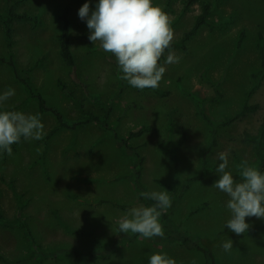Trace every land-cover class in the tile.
<instances>
[{"label":"rangeland","instance_id":"obj_1","mask_svg":"<svg viewBox=\"0 0 264 264\" xmlns=\"http://www.w3.org/2000/svg\"><path fill=\"white\" fill-rule=\"evenodd\" d=\"M185 1L153 0L171 18L175 33L173 42L179 41L194 27L204 2L210 0H197L179 19ZM97 3L98 0H91L94 9ZM66 6L70 7L71 48L78 76L92 92L100 95L104 104L111 105L110 125L122 136H128L131 131H138L142 127L150 128L141 138L131 141L144 157L142 183L148 191L167 190L171 202L174 193L182 192L173 218L184 231L211 241L219 233L229 230L225 227L231 215L226 206L229 197L212 188L219 179L217 171L186 184L188 178L201 168L210 128L197 115L193 102L180 92L178 83L180 80L186 89L199 93L203 98H213L216 96L215 89L201 80V73L210 68L209 77L222 94V100L209 103L208 114L215 120H223L239 112L253 84L252 75L261 69L264 61V48L262 52L259 40L260 35L264 38V0H227L209 19L221 21L231 18L228 28L211 32L207 27H202L186 42L185 50L173 49L180 60L170 65L163 61L166 72L159 83L161 89L171 92L167 98H160L152 92L134 91H125L116 96L115 66L105 54L87 52L83 36H89L90 32L86 21L78 16V0H28L19 11L38 17L42 25L32 29L30 23H15V60L20 67L31 70L30 76L43 97L51 105L59 107L67 118L75 120L79 117V111L61 93L57 87L58 80L75 92L88 111L95 114L102 112L99 106L86 99L71 69L61 58L59 16ZM4 8L5 0H0V12ZM243 33L245 38L239 48ZM0 55L8 57L1 23ZM39 61L43 65L38 67L36 64ZM10 88L15 90V95L1 107H17L26 94L9 68L0 65V94ZM251 104L258 105L257 112L220 129L218 146L209 156L210 163L218 167L220 161L216 158L217 154L226 151L229 160L227 170L235 180V159L240 163L247 160L252 166L255 163L253 146L243 142V138L245 132L255 133L264 118V81L251 99ZM20 111L39 114L46 134L41 140L22 139L14 144L11 155L0 152L1 212L9 220L16 219L18 203L9 186L13 182L17 192L29 201L24 217L36 241L45 251L61 250L59 257L47 259L44 264H72L74 257L65 252L72 249L87 254L101 246L106 253L118 238V219L128 209L143 205L132 178L118 181L119 177L131 174L134 161L123 154L117 142L112 137H106L107 132L95 124L75 131L64 129L51 135L57 126L51 114H40L33 102ZM169 115L174 121L173 143L185 138L177 150V170L161 148V143L168 136ZM202 205H206L203 210L191 214L193 209ZM119 206L128 209L123 210ZM170 210L171 207L166 213ZM246 222L252 229L247 236L242 239L224 237L213 244L220 264H264V228L253 229L255 225L264 223V219L249 217ZM77 231L85 234H78ZM227 239L233 241L230 252L222 248ZM26 252L27 244L21 231L0 228L1 255L8 260L19 261ZM158 252L174 258L177 264L205 262L199 252L140 237L116 247L110 256L101 255L90 264H149L150 255ZM0 264L4 263L0 261ZM26 264H35V261L30 260Z\"/></svg>","mask_w":264,"mask_h":264},{"label":"trees","instance_id":"obj_2","mask_svg":"<svg viewBox=\"0 0 264 264\" xmlns=\"http://www.w3.org/2000/svg\"><path fill=\"white\" fill-rule=\"evenodd\" d=\"M28 0H5V8L3 12H0V23L4 28V35L7 45L8 57L0 55V65L6 66L14 75L15 79L21 84L26 97L25 99L17 106L13 108H4L0 106V111L11 110V111H20L23 107H25L28 103H35L39 109L40 114H51L57 121V126L51 132V135L57 133L60 130H72L75 131L80 127L95 124L99 126L101 129L107 132L106 137H112L117 145L120 147L123 154L128 155L134 162L131 174L125 177H119L118 181L125 180L128 178H132L134 180V185L137 193L139 194L140 201L145 206H151L154 201L145 200L142 196H140L141 192L148 191L147 186L142 183V164L144 162V157L138 152V148L134 146L131 141L133 139H139L144 134H146L150 128L142 127L138 131H131L128 136L120 135L113 126L110 125V115L112 112V108L110 104H104L100 95L98 93H94L89 88V85L83 82L78 76V67L76 63L75 56L72 52L71 48V39H70V7L66 6L61 11L59 16V21L61 23V36L59 39L60 42V55L64 60L66 65L71 69V73L74 77L75 82L81 86L84 96L91 103L96 104L101 108L102 114H95L93 112L88 111L83 102L79 100L75 94V92L64 82L61 80L57 81V87L60 89L61 93L69 98L72 102L73 106L79 111L78 119L72 120L67 118L64 113L60 110L59 107L55 105H51L39 91V89L35 86L31 76L30 69L20 67L14 57L13 53V33H14V25L16 22L20 23H30L32 29H36L42 25V21L36 17L28 14L25 11H19V9L26 4ZM197 0H186L184 2V7L179 15V19L184 16L186 12L189 11L190 7ZM227 0H210L206 1L203 4L202 13L197 17L196 23L194 27L177 42H172V49H186V42L190 40L194 35L202 27H207L211 32L215 30L223 31L231 24V18H225L221 21L210 20L209 17L212 16L217 9L222 6ZM84 3H87V0H78L79 7L81 8ZM92 10H95L91 6ZM245 38V34L243 33L239 39V48L240 45ZM83 39L87 45V52L89 54L101 52L105 54L107 60L111 62L116 68V78H117V87L118 92L116 96L121 95L125 91H134V92H152L156 96L160 98H167L171 95V92L168 90L161 89L159 86L154 89H145L139 90L132 88L126 81L120 78L121 73H119L117 62L109 53H105L101 50L99 46L94 45L89 39L88 36H83ZM260 45L264 48V38L260 35L259 37ZM263 54V53H262ZM167 53H165V57L161 59L160 63L162 64L166 58ZM43 62H38L36 66H42ZM210 68L205 69L201 73V80L213 87L215 89L216 96L213 98H203L199 93L190 91L186 89L179 80L178 88L182 94L188 97L193 104L195 105L197 115L209 126L210 128V136L208 141V146L202 157L201 168L193 173L187 180L186 184H189L194 181H198L203 179L209 172H214L217 167L212 165L209 160V156L211 152L218 146V134L220 129L231 126L237 120L247 116L248 114L256 113L258 110V105L251 104V99L257 92V90L261 87L264 81V61L262 63L261 69L258 72H255L252 75L253 84L251 89L246 93L244 98V103L241 110L234 115L223 119V120H215L213 119L207 112V105L209 103H217L222 100V94L216 89V86L212 83L209 77ZM167 139L161 143L162 151L167 154L174 165L175 170L178 169V156L177 150L180 146L185 142V138H181L178 142L173 143V135H174V121L172 115H169L167 122ZM243 142L248 143L253 146L255 152V163L254 167L258 168L262 173H264V118L258 127L255 133L245 132ZM14 145H12L13 147ZM234 165L236 168L235 178L240 181L241 177L239 174V165L240 162L238 159H235ZM161 186H165L163 182L157 181ZM10 188L14 193V196L18 203L17 208V216L15 220H9L6 218L0 210V228H8V229H16L22 232L26 244H27V252L25 257L19 261H11L5 258L0 254V261L4 264H26L30 260H34L35 264H44L47 259H54L59 257L58 251H45L41 245L36 241L35 237L32 234V230L26 219L24 217V210L27 207L29 201L24 200V196L17 192L14 183H10ZM175 192V191H174ZM173 192V193H174ZM182 195V192L174 193L172 195V203L171 210L169 213H164L160 217V223L163 227L164 236L161 238L159 236L150 238L154 243H163V244H177L186 249L199 252L204 256L205 262L203 264H220L216 254L213 250V244L215 242L220 241L224 237L231 238H244L247 236L252 229L246 231L243 235L237 236L231 230H226L218 234V236L211 241H206L200 238L199 236L192 234L190 232L184 231L182 225L175 222L173 215L174 210L179 202V199ZM206 205L199 206L191 211V214L196 213L197 211L203 210ZM123 210H127L126 206H119ZM264 228V223H260L254 226L253 229ZM78 234H85L83 232L77 231ZM140 238L139 234L132 233H122L118 229V238L115 243L111 244L109 249L104 253L102 251L101 246L99 249H94L87 254H83L77 249H72L69 251H65L67 254L72 255L74 257L75 262L72 264H90L93 261L97 260L101 255H111L116 250V247L125 245L131 242H134ZM101 250V251H99Z\"/></svg>","mask_w":264,"mask_h":264},{"label":"clouds","instance_id":"obj_3","mask_svg":"<svg viewBox=\"0 0 264 264\" xmlns=\"http://www.w3.org/2000/svg\"><path fill=\"white\" fill-rule=\"evenodd\" d=\"M81 20L86 21L90 35L88 39L105 53L114 56L120 78L132 88L145 90L159 86L166 72L160 63H178L171 45L175 33L170 16L153 0H98L95 10L91 0L78 11ZM15 95L14 89L0 94V105ZM45 126L39 114H25L21 111H0V152L12 154V145L25 140H41ZM220 163L216 169L219 179L212 188L225 193L229 199L227 208L230 218L225 227L237 236L249 230L246 218L264 219V173L243 160L239 165L240 181L228 171V153L220 152L216 157ZM145 200L154 201L151 206H135L128 209L117 221L122 233L139 234L141 238L163 237L160 217L171 207L167 190L141 192ZM225 252L233 248V241L222 244ZM149 264H177L166 253H153Z\"/></svg>","mask_w":264,"mask_h":264}]
</instances>
